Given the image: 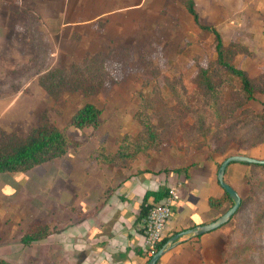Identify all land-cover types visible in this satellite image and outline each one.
Segmentation results:
<instances>
[{
    "label": "rangeland",
    "instance_id": "374dc122",
    "mask_svg": "<svg viewBox=\"0 0 264 264\" xmlns=\"http://www.w3.org/2000/svg\"><path fill=\"white\" fill-rule=\"evenodd\" d=\"M86 1L92 7L86 17L94 21L67 27L62 34L56 20L51 31L42 25L34 0L11 4L22 26L12 33L9 47L17 59L0 75V98L17 100L0 108V141L14 135L25 138L46 115L80 143L69 151H79L90 142L92 149L86 158L99 165L119 166L98 162L97 148L104 146L115 152L124 138L144 131V122L157 130V142L146 153L139 152L129 166L139 158L157 157L165 165L170 163L167 166L184 167L231 153L264 155V118L260 116L264 107V46L256 53L257 59L245 60L247 70L241 67V58L243 54L252 57L249 45L226 42L220 33L234 52L232 61L245 69L255 84L256 97L247 101L226 81L228 75L216 61L215 36L194 21L185 5L187 0L176 11L121 12L97 18L101 13L96 10L99 0ZM50 14L52 19L59 16L56 11ZM202 68L210 69L220 90L217 98L200 79ZM86 102L102 109L97 128L78 129L70 124L73 114ZM34 168L45 175V166ZM34 168L7 173L24 179ZM244 183L245 204L223 225V264H264V167H254L249 182L244 178ZM34 221L41 220L29 219L26 228Z\"/></svg>",
    "mask_w": 264,
    "mask_h": 264
},
{
    "label": "crops",
    "instance_id": "0c3cea01",
    "mask_svg": "<svg viewBox=\"0 0 264 264\" xmlns=\"http://www.w3.org/2000/svg\"><path fill=\"white\" fill-rule=\"evenodd\" d=\"M55 1L34 0V11L41 14L42 25L50 31L54 20L62 34L67 27H80L95 19L86 17L92 9L86 0H59L58 5ZM22 2L0 0V75L16 64L17 54L9 46L13 44V31L22 24L12 13L11 4ZM99 2L96 10L101 13L96 18L121 12L176 11L184 6L183 0ZM194 3L199 15L212 23L226 42L234 40L249 45L252 57L243 54L241 58V67L248 70L249 63L245 60L257 59L256 53L264 46V0H194ZM53 11L59 14L55 19L51 18ZM10 59L14 61L9 62ZM15 100L17 97L0 98V108H7ZM2 113L0 109V117ZM88 145L79 151H69L59 160L37 165L46 167L45 175L35 168L24 179L0 173V264H148L151 257L145 252L142 230L146 193L177 188L173 214L164 231V238H170L214 221L230 207L229 202L219 209L209 203L211 197L224 194L217 171L227 156L245 154L264 158L260 152L213 156L183 164H190L186 173L172 169L181 165L167 166L170 163L165 165L157 157L139 158L131 166L99 165L87 160V152L92 149L90 142ZM247 169V163L231 162L225 171V180L241 196ZM159 201L149 196L146 204L152 206ZM29 219L45 221L50 233L25 244L22 236ZM225 231L222 225L199 236L184 235L156 264H223Z\"/></svg>",
    "mask_w": 264,
    "mask_h": 264
},
{
    "label": "trees",
    "instance_id": "16d2710c",
    "mask_svg": "<svg viewBox=\"0 0 264 264\" xmlns=\"http://www.w3.org/2000/svg\"><path fill=\"white\" fill-rule=\"evenodd\" d=\"M186 8L193 16L194 21L203 29L212 31L215 36V50L217 52V63L225 69L231 89H238L245 100H252L256 97V87L247 71L238 67L233 61L234 52L231 46L224 44L220 32L209 24L201 22L200 15L195 9L194 0H187ZM14 6V10H17ZM209 68H202L200 79L207 86L209 93L218 97L220 90L210 76ZM51 72L49 73V75ZM48 90L44 83H42ZM102 109L91 102H86L73 114L70 124L78 129L92 126L97 128L101 124ZM260 116L264 118V107ZM145 129L135 137H126L115 152H109L104 146L97 148L95 159L100 162L113 163L119 166H129L136 158L139 152L146 153L148 148L157 142V130L150 122H144ZM7 135V134H6ZM5 135V136H6ZM80 145L75 141L65 129H61L52 123L46 115H43L37 125L25 137L6 136L0 141V173L2 172H26L37 165L64 156L71 148ZM248 169L245 172V179L249 182L250 172L254 167H264V164L247 163ZM220 166V164H219ZM174 171L188 172V166L172 168ZM168 194V190L150 191L146 193L144 200V209L146 213L151 206L146 204L149 196L162 201ZM246 196H242L241 205L238 210L245 204ZM229 202L230 207L234 204L229 194L219 197H211L209 203L214 208H221L224 203ZM149 207V208H148ZM236 211V213L238 212ZM264 211V210H263ZM235 213V214H236ZM234 214V215H235ZM264 214V212H263ZM233 215V216H234ZM232 216V217H233ZM232 219V218H231ZM230 219V220H231ZM50 233L49 225L46 222L34 221L24 230L22 241L29 244L45 238ZM168 238L162 239L158 243V249L161 248ZM3 263V262H2Z\"/></svg>",
    "mask_w": 264,
    "mask_h": 264
},
{
    "label": "water",
    "instance_id": "95a60500",
    "mask_svg": "<svg viewBox=\"0 0 264 264\" xmlns=\"http://www.w3.org/2000/svg\"><path fill=\"white\" fill-rule=\"evenodd\" d=\"M231 162L264 164V158H257V157H253V156L245 155V154H233V155L227 156L221 162L218 168L217 178H218V181L221 187L224 189L225 192L229 194L231 199L234 201V204L231 207H229L222 215L216 218L214 221L208 224L198 225L195 228L186 229V230H183L181 232L174 234L172 237H170L167 240V242L161 248H159L151 256L148 264H156L158 259L164 253H166L180 237L184 235L199 236L201 234H204L216 228H219L220 226L226 224L232 218V216L236 213V211L241 205L242 196L230 183H228L225 180V177H224L226 168Z\"/></svg>",
    "mask_w": 264,
    "mask_h": 264
},
{
    "label": "built area",
    "instance_id": "2783aa9c",
    "mask_svg": "<svg viewBox=\"0 0 264 264\" xmlns=\"http://www.w3.org/2000/svg\"><path fill=\"white\" fill-rule=\"evenodd\" d=\"M177 188L172 186L164 200L154 203L142 219L145 252L151 257L164 238V231L173 214Z\"/></svg>",
    "mask_w": 264,
    "mask_h": 264
}]
</instances>
